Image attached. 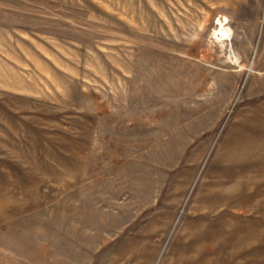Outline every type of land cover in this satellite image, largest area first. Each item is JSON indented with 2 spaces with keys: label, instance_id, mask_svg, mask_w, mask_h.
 I'll use <instances>...</instances> for the list:
<instances>
[{
  "label": "rangeland",
  "instance_id": "rangeland-1",
  "mask_svg": "<svg viewBox=\"0 0 264 264\" xmlns=\"http://www.w3.org/2000/svg\"><path fill=\"white\" fill-rule=\"evenodd\" d=\"M0 264H264V0H0Z\"/></svg>",
  "mask_w": 264,
  "mask_h": 264
}]
</instances>
